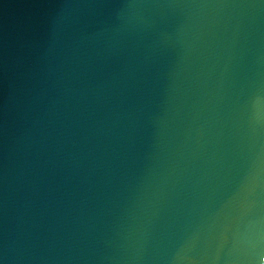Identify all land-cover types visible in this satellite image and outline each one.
<instances>
[{"label": "water", "instance_id": "water-1", "mask_svg": "<svg viewBox=\"0 0 264 264\" xmlns=\"http://www.w3.org/2000/svg\"><path fill=\"white\" fill-rule=\"evenodd\" d=\"M0 264H264V0H0Z\"/></svg>", "mask_w": 264, "mask_h": 264}]
</instances>
